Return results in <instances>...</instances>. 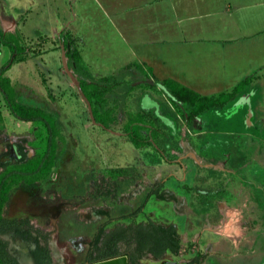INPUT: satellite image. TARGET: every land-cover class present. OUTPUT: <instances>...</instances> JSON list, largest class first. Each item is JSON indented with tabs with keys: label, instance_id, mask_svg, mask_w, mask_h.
<instances>
[{
	"label": "rangeland",
	"instance_id": "obj_1",
	"mask_svg": "<svg viewBox=\"0 0 264 264\" xmlns=\"http://www.w3.org/2000/svg\"><path fill=\"white\" fill-rule=\"evenodd\" d=\"M106 8L105 0H0V20L17 23L14 31L11 27L13 34L3 35L0 27V70L15 57L4 76L17 100L54 114L63 137L57 139L54 166L32 189L12 193L4 216L27 218L48 231L51 255L59 264H84L97 228L107 221L99 211L118 219L141 205L154 179L149 166L177 167L181 178L182 165H191L187 160L169 164L192 144L184 106H173L165 88L158 89L161 83L124 68L121 59L132 53L114 30ZM59 43L79 82L83 77L74 71L73 62L95 79L115 75L116 83L106 95L85 89L94 119L104 128L91 123L85 103L64 73ZM232 107L206 112L209 127L236 130L233 121H221ZM130 135L141 139L140 147ZM47 139L42 125L16 119L0 93V157L10 143L27 145L29 153L42 155ZM190 248L161 260L145 256L140 264H188ZM258 259L255 264H264V251Z\"/></svg>",
	"mask_w": 264,
	"mask_h": 264
},
{
	"label": "crops",
	"instance_id": "obj_2",
	"mask_svg": "<svg viewBox=\"0 0 264 264\" xmlns=\"http://www.w3.org/2000/svg\"><path fill=\"white\" fill-rule=\"evenodd\" d=\"M105 3L114 30L132 53L121 59L126 70L134 68L152 82L173 81L204 97L229 93L248 80L226 104L207 111L237 105L221 120L233 121L237 129L209 127L206 112L190 121L183 117L192 144L169 164L187 160L191 165H182L181 178L177 167L149 166L154 179L134 217L143 219H122L133 211L110 218L115 221L108 226L120 221L116 225L172 227L177 249L152 256L156 260L191 247L188 264H255L264 251V0ZM16 26L15 20H0L3 35L13 34ZM103 77L116 81L113 74Z\"/></svg>",
	"mask_w": 264,
	"mask_h": 264
},
{
	"label": "trees",
	"instance_id": "obj_3",
	"mask_svg": "<svg viewBox=\"0 0 264 264\" xmlns=\"http://www.w3.org/2000/svg\"><path fill=\"white\" fill-rule=\"evenodd\" d=\"M13 54L14 51L12 49V55ZM14 60L15 57L12 56L11 60L7 63L9 64L7 65L8 67H3L0 70V93L11 114L16 119L26 123H38L42 125L46 130L48 139L44 154L36 155L33 160L24 165L7 168L6 174L1 178V182L5 183L8 178H11L13 180L11 185L14 184L16 187L20 186L28 189L34 186L37 180L47 175L50 168L54 166L57 139L60 138V140L63 141V137L60 135V128L54 114L48 113L37 107L25 105L17 100L9 78L4 76V73ZM73 69L77 74L83 77V81L80 82V85L88 101L91 97L86 94V88H90L95 93L103 96L110 92L115 85L113 77L94 79L89 73L82 71L75 62H73ZM247 84L248 80L245 79L229 93H223L218 97H204L173 81L166 80L162 82V86L167 91L172 104H182L184 106V113L182 116L185 117L187 121L204 114L210 109L223 106L235 95L240 93ZM130 141L137 148L142 144L141 139L134 135H130ZM2 186L3 184L0 183V206L3 204V200H5L6 192L4 189L5 187L1 188ZM157 187V185L153 186L148 196L154 194ZM139 212L140 208L128 217H123L122 219L134 218ZM114 221L109 219L105 225H102L97 230L89 245L88 258L93 257V259L98 261H105L125 256L128 264H139V261L147 254L154 258H159L163 255L165 250L169 249L173 251L177 249L178 244L175 240V232L170 226H157L152 222L148 224H130L128 226L116 225L106 232L104 230L105 226ZM94 253L95 256H93ZM198 263V261L194 260L192 264Z\"/></svg>",
	"mask_w": 264,
	"mask_h": 264
},
{
	"label": "flooded vegetation",
	"instance_id": "obj_4",
	"mask_svg": "<svg viewBox=\"0 0 264 264\" xmlns=\"http://www.w3.org/2000/svg\"><path fill=\"white\" fill-rule=\"evenodd\" d=\"M29 152L30 150L27 149V145L21 147L15 143H10L5 154L0 157V183L3 184L1 188L5 187L4 189L6 190L5 200H3V204L0 206V264H59L52 258L49 248L50 234L48 231L34 227L27 218L15 219L4 216L6 204L12 193L19 190L28 191L35 186L28 189L20 186L16 187L14 184L11 185L13 181L11 178H8L5 183L1 182V178L6 174L7 168L24 165L36 157V154ZM98 214L101 217H105L107 221L110 219L107 212L99 211ZM107 221L102 225H105ZM107 226L104 228L106 232L108 231ZM88 251L89 248L85 255L84 264L102 262L93 259V257L88 258ZM93 256H95V253Z\"/></svg>",
	"mask_w": 264,
	"mask_h": 264
},
{
	"label": "water",
	"instance_id": "obj_5",
	"mask_svg": "<svg viewBox=\"0 0 264 264\" xmlns=\"http://www.w3.org/2000/svg\"><path fill=\"white\" fill-rule=\"evenodd\" d=\"M59 48H60V52H61V61H62V67H63L64 73L69 78L71 83L74 85V87L76 88V91L79 94L80 98L85 103L91 123L94 124V125H97V126H99L101 128H104L102 125L96 123V121L94 119V116H93V113H92L91 104L88 101V99L86 98L84 92L82 91L80 82L75 77L73 72L69 69V66L67 64L66 50H65L64 45L62 43H59ZM95 264H127V258L126 257H117V258L110 259V260H107V261L97 262Z\"/></svg>",
	"mask_w": 264,
	"mask_h": 264
}]
</instances>
